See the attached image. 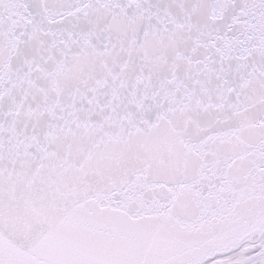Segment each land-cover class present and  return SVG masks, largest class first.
Wrapping results in <instances>:
<instances>
[{
  "label": "snow or ice",
  "instance_id": "1",
  "mask_svg": "<svg viewBox=\"0 0 264 264\" xmlns=\"http://www.w3.org/2000/svg\"><path fill=\"white\" fill-rule=\"evenodd\" d=\"M0 264H264V0H0Z\"/></svg>",
  "mask_w": 264,
  "mask_h": 264
}]
</instances>
